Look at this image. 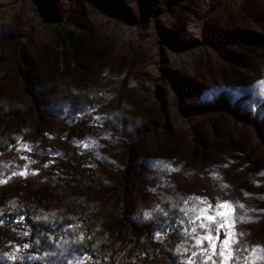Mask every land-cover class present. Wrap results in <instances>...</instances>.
Segmentation results:
<instances>
[{
  "label": "rangeland",
  "instance_id": "1",
  "mask_svg": "<svg viewBox=\"0 0 264 264\" xmlns=\"http://www.w3.org/2000/svg\"><path fill=\"white\" fill-rule=\"evenodd\" d=\"M85 29L115 65L94 69L93 104L23 87L30 56ZM3 76L25 116L0 152V264H110L79 225L44 245L22 214L27 193L108 165L132 176L133 211L179 207L182 244L157 264H264V0H0Z\"/></svg>",
  "mask_w": 264,
  "mask_h": 264
},
{
  "label": "trees",
  "instance_id": "2",
  "mask_svg": "<svg viewBox=\"0 0 264 264\" xmlns=\"http://www.w3.org/2000/svg\"><path fill=\"white\" fill-rule=\"evenodd\" d=\"M111 62L107 47L91 29L74 36L59 35L56 48L39 49L24 62L22 84L26 90L37 87L51 103L82 107L95 102L100 81L92 78L94 69H110L115 66ZM66 74L75 75L86 88L71 89L55 82ZM11 93L10 79L0 77V152H7L14 143L10 124L25 116L24 107ZM127 124L123 119L125 128ZM107 167L110 171L99 169L87 175L72 170L76 185L64 193L57 186L27 193L22 214L33 224V238L46 245L58 239L63 228L79 225L84 238L80 249L96 260L110 264L171 260L183 240L179 207L167 203L157 212L140 206L133 211L132 176Z\"/></svg>",
  "mask_w": 264,
  "mask_h": 264
},
{
  "label": "snow or ice",
  "instance_id": "3",
  "mask_svg": "<svg viewBox=\"0 0 264 264\" xmlns=\"http://www.w3.org/2000/svg\"><path fill=\"white\" fill-rule=\"evenodd\" d=\"M169 169H170L171 171H175V169H172L170 165H169ZM228 203H229V202H223V203L221 204V207H226V206L228 205ZM241 207H243V205H241ZM233 211H234V208H233ZM146 215H147V213H146ZM207 218L210 219V220H214V219H215V217H214V216H211V215H209ZM221 227H223V225H221ZM227 236H228V234L225 233V238H226V239H225V241H223L224 243H227ZM216 238L219 239V236H217ZM210 239H211V238H210ZM229 251H232V249L229 248ZM221 255H224V253H221ZM222 264H224V262H222Z\"/></svg>",
  "mask_w": 264,
  "mask_h": 264
}]
</instances>
